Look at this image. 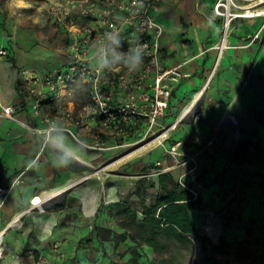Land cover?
<instances>
[{
	"label": "rangeland",
	"instance_id": "1",
	"mask_svg": "<svg viewBox=\"0 0 264 264\" xmlns=\"http://www.w3.org/2000/svg\"><path fill=\"white\" fill-rule=\"evenodd\" d=\"M22 1L27 9L19 7L17 0H0V9L12 12L16 18L23 15L24 22L19 26L25 29L27 34L41 35L40 44L43 43L47 49L62 56L67 46L65 34L55 31L53 26H44L37 22L36 3L42 0ZM218 2L219 0L214 6L207 7L209 13L201 14L204 21L221 22L217 42L210 40V36L206 37L198 43L202 50H198L197 54L191 51L186 55V62L177 66L184 69L186 65L197 62V73L194 77L204 81L214 70L217 47L224 38V18L217 16L215 12ZM235 2L239 7L225 1V5L231 7L232 13L244 14L245 8L250 4L249 0ZM29 4L32 7H29ZM162 5L163 3L156 12L158 16L162 13ZM254 20L256 19L238 18L231 23L228 49L225 50L213 76L214 80L222 73L235 74L239 64L243 65L244 61V64H249L242 84L243 88H250L251 92L246 111L236 107L229 113V121L234 123L232 131L240 134L237 141L215 145V138L209 131H204L203 123L209 120V115L203 109L195 118H187L171 129L182 110L192 103L194 95H186L179 101L177 110L168 120L165 117L156 126L153 136L144 140H133L130 146L111 150L100 160L94 159L95 156L91 152H82L91 167L78 170L70 181L80 182L79 185L64 193L62 197L44 204V212H41L38 206L33 208L35 205H32V200L53 193L55 189L46 192L37 187L30 199H26V196L24 199L19 192L0 197V209L11 201L20 205L19 214L28 211L16 228L8 230L0 264H5L6 260L15 256L14 252L27 251L26 247H23L25 241L27 245L31 242L38 244L36 240H39L38 236L42 234L43 225L39 220L50 217L58 206L70 210L80 205V192L89 195L85 189L99 197L98 208L91 217L94 222L98 221L105 231L136 233L133 220L123 219L121 216L110 218L108 207L114 203H126L136 212L138 221L143 220L144 209L164 195L159 185L160 175L172 176L180 188L191 192L197 202L195 211L202 217L203 225L210 214L222 222L223 234L218 243H214L206 235L203 226L198 228L200 235L206 239L208 254L213 259L212 264H264V33L260 39L254 40ZM158 21L166 33L165 23ZM188 31L189 26L183 24L178 42L188 49H195L196 43L189 37ZM241 32L244 35H241ZM233 37L244 39L243 44L232 47ZM207 55L210 57L204 61ZM59 65L56 67L60 68L64 64ZM251 76L252 83L249 81ZM81 99L86 101L84 97ZM43 150L44 148L40 153H43ZM52 172L56 173L54 169ZM30 179L35 184L39 183L36 182L35 176ZM12 221L13 217L9 220L2 218L0 229H4ZM92 235V238L83 237L78 243L76 258L72 259L71 264H131V250L134 246L126 253H121L113 242L95 241L96 235L93 231ZM108 236L110 237V233L104 234V238ZM51 244L49 243L50 246ZM168 244L170 251L163 254H157L143 245L139 249L143 255L141 264H151L164 259L179 264H196L199 260V243L180 244L175 240H168Z\"/></svg>",
	"mask_w": 264,
	"mask_h": 264
},
{
	"label": "built area",
	"instance_id": "2",
	"mask_svg": "<svg viewBox=\"0 0 264 264\" xmlns=\"http://www.w3.org/2000/svg\"><path fill=\"white\" fill-rule=\"evenodd\" d=\"M225 1L239 7L235 1L246 0H219L215 7L216 15L224 18L227 41L235 19L264 20V0L256 8L260 11L256 17L246 8L244 14L232 13ZM141 2L143 7L138 6ZM162 2L42 0L36 3L37 22L65 34L67 60L62 67L47 73L23 70L20 74V86L26 93L23 108L37 126L20 122L16 118L17 109L12 106L2 107V116L20 123L41 139L46 135L48 121H62L70 140H84L88 144L84 152L93 153L96 160L111 150L130 146L133 140L153 136L156 126L166 117L174 90L191 77L179 68L167 67L163 61L165 29L155 17ZM109 31L120 34L122 52L128 51L131 42L147 45L144 61L135 72L130 73L123 65L111 72L93 70L94 50ZM263 33L264 23L254 40ZM0 57H10L9 51L0 50ZM20 180V177L15 180L9 189L0 187V197L9 196Z\"/></svg>",
	"mask_w": 264,
	"mask_h": 264
},
{
	"label": "crops",
	"instance_id": "3",
	"mask_svg": "<svg viewBox=\"0 0 264 264\" xmlns=\"http://www.w3.org/2000/svg\"><path fill=\"white\" fill-rule=\"evenodd\" d=\"M216 1L163 0L162 13L159 16L155 14V17L157 20L163 21L167 27L162 39V56L167 67L179 68L177 66L186 62V55H189L191 51L197 54L198 50H202V46L198 43H201L206 37L210 36V40L217 42L216 38L220 34L221 22L219 20L204 21L201 15L202 13H209L207 7L214 6ZM29 7L32 6L29 4ZM14 15L10 11L6 12V10L0 9V50L7 49L10 53L8 58L0 57V187L9 189L15 180L20 177V182L17 183L10 194L19 192L24 199L25 196L26 199H30L37 187L47 192L54 189L56 191L66 186L72 182L70 180L75 177V173L83 169V167L77 162L68 167H57L54 154L50 148L46 146L43 153H40L43 148V142L40 137L31 133L20 123L2 116V107L12 106L17 109L16 118L20 122L30 126H37L38 123L23 108L26 93L21 86L20 89L18 87V82L21 81L20 74L23 70L47 73L58 68L56 67L57 65L64 64L67 60V48L64 49L62 56L55 54L54 51L47 49L43 43L40 44L41 35L39 36L38 33L35 35L27 34L26 30L19 26L24 22V19H22L24 18L23 15L20 14L19 18ZM263 21L262 19L254 20L252 28H254L255 32L253 31V33L260 29ZM183 24L189 26L188 35L191 39H194L196 43L194 45L195 49H188L186 46H181L178 42ZM55 31L60 30L55 29ZM241 35H244L243 32H241ZM243 41L244 39L238 37L234 39L233 37L231 45L232 47L240 45L243 44ZM209 57L207 55L204 61ZM244 63L237 66L238 70H235V74L222 73L212 80L213 82H211L209 87L211 90L209 92L208 89L204 101L201 102V106L203 105L201 109L209 115V120L203 123L205 126L204 131L205 133L209 131L212 137L215 138V145H223L225 142L230 144L237 141L240 137L238 133V138H230V133L234 132L232 131L233 122L229 121L227 127L225 126L226 128L221 130L219 129V124L236 107L246 111L251 92L250 88H243L242 86L245 78L244 73L249 65ZM197 67L198 64L194 61L186 65L184 69L179 68L183 73L191 75V78L184 80L174 90L166 114L167 120L177 110L181 99L186 95H194L207 82L208 79L204 81V79L194 77L197 73ZM249 81L252 83V76ZM229 118L231 120L230 116ZM79 156L84 159L83 153H80ZM31 161H35V164H31ZM53 169L56 173L52 172ZM31 176H35L37 178L36 182L39 183H33L32 179H30ZM85 190H87L89 195L95 196V201L87 204L88 209H92L94 203L97 204L99 197L95 193L89 192L88 189ZM91 195L87 199L88 201H90ZM81 199L82 203L78 204L80 207L77 205L70 210L57 209L50 217L40 219L39 221L43 225L41 226L42 234L38 236L39 240H36L39 243L31 242L30 245H27L25 241L23 247H26L27 251L14 252L15 256H12L4 263L71 264L72 259L76 258L78 243L83 237L89 236L92 238L93 227L99 225V222H94L91 219L92 215L86 212L85 201L83 198ZM32 205H35L33 208L37 206L33 204V200ZM19 210L20 205L17 202L8 201L0 209V217L3 220H9L10 217H13L14 220L20 215L18 213ZM191 216L197 229L203 226V219L196 211H193ZM50 219L54 220V225L52 222L46 223ZM77 227L83 229L79 230ZM98 240L95 238V241ZM49 243H52L51 246ZM129 247L127 244H122L119 247V252L126 253Z\"/></svg>",
	"mask_w": 264,
	"mask_h": 264
},
{
	"label": "trees",
	"instance_id": "4",
	"mask_svg": "<svg viewBox=\"0 0 264 264\" xmlns=\"http://www.w3.org/2000/svg\"><path fill=\"white\" fill-rule=\"evenodd\" d=\"M20 89V82H18ZM159 185L164 195L158 197L155 202L146 207L143 211V220L138 221L136 212L126 203H114L108 207V215L112 219L121 216L123 219L134 221L135 231L133 232H112L105 231L103 226L96 225L93 227V233L101 241H111L115 248L119 249L122 244H127L133 257L131 264H141L143 255L139 251L143 245L153 250L155 253H168L170 246L168 240H175L180 244L199 243L197 249L199 260L196 264H212L213 259L208 254L206 239L203 238L194 221L192 212L195 211L197 202L194 200L191 192L180 188L172 176L160 175ZM56 209H62L58 206ZM110 233V237L104 238V234ZM104 238V239H103ZM151 264H179L168 259Z\"/></svg>",
	"mask_w": 264,
	"mask_h": 264
},
{
	"label": "clouds",
	"instance_id": "5",
	"mask_svg": "<svg viewBox=\"0 0 264 264\" xmlns=\"http://www.w3.org/2000/svg\"><path fill=\"white\" fill-rule=\"evenodd\" d=\"M143 7L142 2L138 5ZM138 40V38H137ZM121 39L118 32L104 33L102 42L95 48L93 55V70L96 72H111L117 66L123 65L131 73L143 63L146 55V44L131 42L127 52H122ZM46 135L43 143L52 150L57 167H68L79 161V154L84 152L88 144L84 140H70L68 129L62 121L47 122ZM35 164V161H31Z\"/></svg>",
	"mask_w": 264,
	"mask_h": 264
},
{
	"label": "bare ground",
	"instance_id": "6",
	"mask_svg": "<svg viewBox=\"0 0 264 264\" xmlns=\"http://www.w3.org/2000/svg\"><path fill=\"white\" fill-rule=\"evenodd\" d=\"M260 1L261 0H249L250 4L246 7V9H250L251 10L249 13L252 14V17H256L260 13V11L256 9L261 4ZM17 4L21 8L26 6L25 3L22 0H17ZM217 48H218V55H217V61L215 63L214 70L212 71L211 75L209 76V78H208L207 82L204 84V86L199 91H197L194 94L192 103L182 110V112L180 114V117L171 126V129L176 128L185 119H187V118H191V119L195 118L196 116H198L201 113V108H202L201 102L204 101V98H205V96L207 94V91H208V89H209V87L211 85V82L213 80V76H214V74H215V72L217 70V67L219 66L220 60H221L222 56H224L223 54H224L225 50L228 49L227 38H224L222 40V43L220 45H218ZM229 120H230L229 115H226L221 120V122L219 124V129L221 130L222 128H226L228 123H229ZM229 128H230V126H229ZM232 137L238 138L239 137L238 132L237 131L236 132L235 131L231 132L230 133V138H232ZM77 163H79L80 166H82L83 168H90L91 167V165L87 162V160L85 161L80 156H79V161ZM79 183L80 182H72L69 185H67L66 187H64L62 189H59V190H57V191H55L53 193L44 194L42 197H36V198L33 199V204H36L37 206H39L40 211L44 212V204H46V203H48V202H50V201H52L54 199H58V198L62 197V195L64 193H66L67 191H69L72 188H75L77 185H79ZM80 195H82V198L85 201L84 203L86 204L85 205L86 206V208H85L86 212L88 214H90V215H93L96 212V210L98 208V205L96 203H94V205L92 206V209H88V205L87 204L93 203V201H95V196L91 195L92 197H90V199H89L90 201H88L87 199L89 198L90 195L89 196L85 195V194H83V192H80ZM26 213L27 212L21 213L12 222H10L4 229H2L0 231V259L3 257L4 241H5V238H6L8 230L10 231V229L16 228L18 226V223L20 222V220H22L23 216H25ZM50 222H52L53 225H54V220L50 219L47 223L49 224ZM221 223L222 222H220L213 214H210L208 216L207 220L205 221L204 225H203V229H204L206 235L214 243H218L220 238H221V236H222V234H223V227H222Z\"/></svg>",
	"mask_w": 264,
	"mask_h": 264
}]
</instances>
